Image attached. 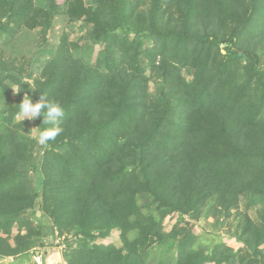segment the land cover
I'll use <instances>...</instances> for the list:
<instances>
[{"label":"trees","instance_id":"1","mask_svg":"<svg viewBox=\"0 0 264 264\" xmlns=\"http://www.w3.org/2000/svg\"><path fill=\"white\" fill-rule=\"evenodd\" d=\"M91 1L0 0V259L51 235L68 264H152L159 243L176 264H264V0ZM39 27L22 75L4 49ZM25 95L64 109L41 155ZM212 200L246 201L243 247L192 232Z\"/></svg>","mask_w":264,"mask_h":264},{"label":"rangeland","instance_id":"2","mask_svg":"<svg viewBox=\"0 0 264 264\" xmlns=\"http://www.w3.org/2000/svg\"><path fill=\"white\" fill-rule=\"evenodd\" d=\"M59 1L62 2L63 0H59ZM86 4L94 5V3L91 0H86ZM72 25H75L73 26V28L78 27V24L69 23V26H72ZM58 28H60L59 30V33H60L62 29L60 26ZM71 31H72L71 38L78 37V33L76 32L77 31L76 29H72ZM41 32H42V27H39L34 30L24 29L23 31H21L15 37L14 42L11 43L9 46L5 47L4 49L5 57H3V60L5 61L10 58V61H11L13 57H16L17 60L15 61L14 64L20 70V74L26 75L32 72L34 69L33 64H32L33 59H34L33 56L34 54H36V51L38 49L37 48L38 41L40 40ZM82 34L83 32H80L79 35L81 36ZM12 46H17L16 51L14 50V47ZM98 47L99 46L97 45L96 49H98ZM13 51L15 52L13 53ZM9 55H13V56L8 58ZM96 57L97 56L95 53L93 55V60H96ZM153 88H154V85H153ZM30 120L32 121V119ZM32 134L33 133L29 134L30 137L32 136ZM34 145H35L34 146L35 150L38 154L41 155L44 153L43 145L38 143L37 140L35 141ZM212 204L215 205L213 200L212 202L209 203L207 207L203 209V212L199 220H196L195 218L192 219V224L189 225V227L192 229V232L195 234L196 233L200 234L205 231L206 233L210 234L207 236L208 238L210 237L209 240L213 238L217 239L218 236H221L224 241H226L227 243H230L231 245H233V247L235 248L243 247V244H244L243 242L245 241L238 238L239 234L237 236L235 235V230H237V226H239V224L243 220L241 211L246 210L245 208V205L247 204L246 201L241 200L240 207L238 209L236 208L231 209L230 214L228 216H226V214L222 212L221 206H218V207L213 206V209H212ZM210 210H212L209 213L211 216L206 218V215L208 214ZM248 212L251 214L252 217L256 218V213L253 209L249 210ZM177 219H178L177 213H169L166 216V218H164L162 224L166 227L165 231L167 233L171 231ZM257 219H258V215H257ZM17 228L18 226L13 228V234L15 235L17 234V231H18ZM22 232H24V230ZM13 237L14 235H10V241L12 243H14ZM45 237L47 238L48 241L52 242V244L50 245V243L46 242L47 243L46 247H43L41 246L43 241L40 239V241L36 244V246L33 249L38 248L37 250L41 251L43 255L47 253L46 258H47V263L49 262L48 264H68L65 260L64 252H63L66 249V245H65L66 239L64 238V236L56 237L53 240H52L51 235L49 236L47 235ZM111 237L112 238L110 239L112 242L113 241H115V243L120 242L116 234H113ZM110 239H108V242ZM167 247H168V244L163 245L162 243L152 245L149 248L147 261L152 264H155L158 262H161L162 264H176L173 260L172 253H170L167 250ZM13 256L7 257V258H11V260L9 261H6V258L0 259V264H36L34 260V253H29V255L28 254H25V255L17 254Z\"/></svg>","mask_w":264,"mask_h":264},{"label":"clouds","instance_id":"3","mask_svg":"<svg viewBox=\"0 0 264 264\" xmlns=\"http://www.w3.org/2000/svg\"><path fill=\"white\" fill-rule=\"evenodd\" d=\"M15 93H19L22 86L9 85ZM43 116V124L47 125L43 130L37 129L39 133L37 142L42 145H47L50 141H55L57 136L63 132L61 126L62 118L64 116V109L58 103L49 100L46 96L33 103L32 97L25 95L22 102L18 104L17 120L22 124L26 119H36ZM33 249L34 256L36 253H43ZM35 260V258H34ZM44 260V258H43ZM45 264V262H43ZM37 264V263H36Z\"/></svg>","mask_w":264,"mask_h":264},{"label":"built area","instance_id":"4","mask_svg":"<svg viewBox=\"0 0 264 264\" xmlns=\"http://www.w3.org/2000/svg\"><path fill=\"white\" fill-rule=\"evenodd\" d=\"M34 258H35V262L37 264H44L43 263L44 262L43 256H42V254L40 252L39 253H36V255L34 256Z\"/></svg>","mask_w":264,"mask_h":264},{"label":"crops","instance_id":"5","mask_svg":"<svg viewBox=\"0 0 264 264\" xmlns=\"http://www.w3.org/2000/svg\"><path fill=\"white\" fill-rule=\"evenodd\" d=\"M13 257H14V256H13ZM13 257H12V258H13ZM13 259H14V258H13ZM9 260H11V258H6V261H9ZM48 263H49V262H48Z\"/></svg>","mask_w":264,"mask_h":264}]
</instances>
